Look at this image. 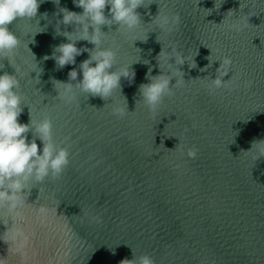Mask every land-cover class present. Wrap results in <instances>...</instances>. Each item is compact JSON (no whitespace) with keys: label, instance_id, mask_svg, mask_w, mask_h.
<instances>
[{"label":"water","instance_id":"1","mask_svg":"<svg viewBox=\"0 0 264 264\" xmlns=\"http://www.w3.org/2000/svg\"><path fill=\"white\" fill-rule=\"evenodd\" d=\"M241 3L222 0L217 9L216 0H145L133 33L102 26L108 35L102 46L116 53L117 69L140 59L130 66L134 79L121 78L112 97L127 107L122 118L112 115L111 98L78 90L71 103L57 98L52 81L68 82V72L88 59L82 53L63 69L44 59L67 43L56 35L59 9L82 12L72 0H44L32 20L8 26L20 45L13 67L0 60V75L17 70L23 103L18 121L29 123L30 111L33 120L49 118L53 141L68 149L70 162L59 178L27 190L16 218L27 245L22 255L14 254L0 239V257L8 264H120L142 255L154 264H264V158L253 163L244 153L264 140V3L250 0L243 12ZM249 10L255 15L250 26L231 30L235 16ZM229 11L234 18L223 22ZM158 14L179 15L180 23L171 33L160 32L148 25ZM38 27L46 31L33 37ZM76 46L94 48L85 41ZM169 46L196 68L180 66L186 83L153 114L139 88L150 82L149 68L152 76L160 74L156 58ZM225 56L232 60V73L224 77L229 81L210 93L208 77L215 78L220 62L200 69ZM37 145L42 147L39 140ZM189 149L196 150L194 159ZM11 227L0 210V236Z\"/></svg>","mask_w":264,"mask_h":264},{"label":"clouds","instance_id":"2","mask_svg":"<svg viewBox=\"0 0 264 264\" xmlns=\"http://www.w3.org/2000/svg\"><path fill=\"white\" fill-rule=\"evenodd\" d=\"M52 2L59 5L60 0H52ZM144 2L145 0H72L73 5L82 9V12L77 13L66 8L59 9L62 19L57 21L56 35L65 37L67 43L54 47L51 57L45 56L44 59H53L57 69H63L66 65H76V57L82 53H87L88 59L82 61L78 65V69L73 67L68 72V82L52 81L58 92V99L64 103H71L76 99L74 90H78L85 95L99 97L102 100L109 98L112 100L114 92L120 90L121 78L129 82L134 79L135 73L130 71V66L140 62V59L117 69L116 53L111 48L102 46L108 35L101 31V27L111 28L112 25H117V33H133L141 26L140 15L136 10L144 6ZM221 2L222 0H216L215 7L217 9ZM259 2L264 3V0H259ZM42 3L44 0H0V60L7 58L13 67L12 55L19 47L20 39L9 30L8 26L18 19L21 21L32 20L37 16L38 8ZM249 4L250 0H242L241 12ZM106 9L107 14H105ZM234 15L229 11L223 22L232 20ZM251 16L255 15L250 10L247 14L235 16L236 22L230 23L228 26L237 33L242 32L250 26L249 18ZM42 18L46 19L47 14H43ZM179 23V15L161 16L158 14L148 25H152L160 32L171 33ZM60 25H71L73 30L61 32ZM45 31L46 27H38L32 36ZM145 39H134L133 42ZM79 41L92 44L94 48H77L76 44ZM28 51L31 53L29 48ZM156 59L160 74L152 76V69L149 68L146 79L150 82L142 84L139 88L143 104L153 114L157 112L164 98L173 94L174 87H182L186 83L183 79L184 73L179 70L180 66L187 63L189 68H196L193 59L189 61V58L178 51L176 46H169L167 50L162 48ZM209 61L207 68L200 69V71H207L213 62H220L215 78L207 76L209 79L208 91L211 93L214 90L225 88L227 85L229 79L225 80L224 77L232 73V60L225 56ZM143 63L147 64L148 61H143ZM3 67V63H0V69ZM164 68L166 71L163 70ZM15 72L16 75L7 73L0 75V210L5 211L12 221L11 229L0 236V239L10 242V252L22 255L28 242V236L22 227L17 228L16 218L21 217L20 210L26 205V192L33 185L42 183L46 179L59 178L69 165L70 153L66 147L54 143L52 122L49 118L33 120L30 111L29 123L18 121L23 112L21 107L23 103L22 97L18 94L20 80L16 69ZM78 73L80 79H78ZM173 79H175V84L170 87V82ZM111 104L112 115L120 118L127 115V107L115 103L113 100ZM29 133H31V138H29ZM37 140L42 146L39 149ZM244 153L250 156L253 163L264 158V140L254 141L251 149ZM196 155V150L189 149L187 152L189 158L194 159ZM95 219L100 222L99 217ZM4 237H8V239L5 240ZM113 254L115 253L113 252ZM0 264H8V259L0 257ZM120 264H154V261L151 257L142 255L134 257L132 260L125 259Z\"/></svg>","mask_w":264,"mask_h":264}]
</instances>
